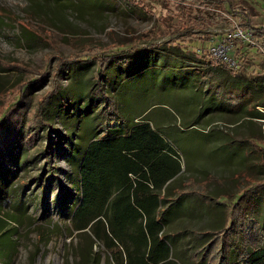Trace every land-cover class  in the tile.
Returning a JSON list of instances; mask_svg holds the SVG:
<instances>
[{
  "label": "rangeland",
  "instance_id": "rangeland-1",
  "mask_svg": "<svg viewBox=\"0 0 264 264\" xmlns=\"http://www.w3.org/2000/svg\"><path fill=\"white\" fill-rule=\"evenodd\" d=\"M228 1L230 5L212 9L216 15L208 17L200 13L203 25L199 28L184 25L183 18L189 14L188 8L198 6L200 0H0V90L29 76L38 77L53 54L69 56L83 42L103 46L114 43L125 53L109 65L105 81L116 85L125 121L142 115L158 122L176 141L184 168L181 181L190 179L185 189L190 195L184 194L189 200L202 192L214 196L229 193L233 199L234 194L240 195L253 182H264V165L250 152L248 144L254 140L264 147V85L261 84L264 57L255 55L246 70L234 71L230 90L207 87L206 81H200L196 92L184 81V69L192 63H184L177 55L168 53V49L184 47V59L196 60L206 70L213 64L209 65L207 56L200 59L197 51L207 48L227 29L240 23L238 15L230 14L237 5L250 11L256 27L264 28V0ZM219 16L224 19L222 22ZM16 65L29 69L23 72L13 68ZM197 73L200 78L205 77L202 70ZM80 75L76 82L83 85L91 78L92 68L83 66ZM71 76L64 68L61 83L63 88L76 90ZM49 88V83L42 84L33 93L42 95ZM246 89L253 91L254 98ZM207 92L214 97L212 102L216 107L204 110L199 108V102L206 105L211 101L205 99ZM54 102L50 104L51 110L57 107ZM243 104L245 107L239 113L238 108ZM68 107V103L64 104L62 112L66 113ZM252 111L262 116L248 117ZM49 118L54 129L67 135L55 116ZM45 134L42 130L36 146L23 153L26 164L19 176L26 186L15 179L9 184L7 196L13 198L6 197L1 204L9 223L8 228L0 223V233L11 228L1 237L0 248H5L0 255L3 264H78L88 242L78 232L70 235L71 221L67 215H60L57 205L61 194L58 181L70 185L68 177L74 178L66 151L70 142L63 138L59 143V137L52 132L54 142L50 145ZM223 195L217 197V203L210 200L208 206L221 204ZM252 195L257 200L262 197L255 191ZM230 197L224 202L231 201ZM214 211L221 212V224L226 206L222 204ZM261 211L264 212V206ZM190 215L172 218L170 222V228L174 220L185 228L177 264H187L184 259H189L198 242L201 244L194 231L204 228L203 219ZM93 250L102 258V264H110L109 251L98 244H93Z\"/></svg>",
  "mask_w": 264,
  "mask_h": 264
},
{
  "label": "trees",
  "instance_id": "trees-1",
  "mask_svg": "<svg viewBox=\"0 0 264 264\" xmlns=\"http://www.w3.org/2000/svg\"><path fill=\"white\" fill-rule=\"evenodd\" d=\"M224 4H229V1L200 0L196 4L198 6L188 8L189 14H184V25L201 28L200 13H206L208 17L216 15L212 9ZM232 11L230 14L240 17L242 27L254 26L248 9L237 5ZM85 47L88 48L85 50ZM183 48L172 49L178 50L179 54L174 55L171 49L168 53L169 56L177 55L184 63H192L193 66L184 69V81L196 92H199L200 81H206L207 87H227L225 91L232 88L229 82L234 76L233 71L225 66L213 65L204 70L196 60L184 59L186 52ZM124 53L114 43L103 46L83 42L76 45L69 56L53 54L38 77L29 76L0 90L1 225L6 224L8 228V219L3 215L1 204L10 193L9 184L16 179L20 185L26 186L19 176L26 164L23 153L36 146L43 130L50 145L54 142L52 132L59 137V143L63 138L70 142L66 151L74 178L68 177L70 185L58 181L61 194L57 205L60 215H67L71 221L70 235L78 232V236L88 241L78 264H102V258L93 250V244L110 252V264H177L185 228L175 220L170 228V222L172 218H189L190 214L202 218L204 228L194 231L201 244L198 245V242L189 259H184L187 264H264V212L261 211V206H264V182H253L240 195L234 194L233 199L229 193L220 194L224 200L221 204H214L215 207L208 206L210 200L218 202L219 196L212 194L202 192L189 200L184 194L190 195L185 190L190 179L181 181L184 168L176 141L158 122L147 120L142 115L126 122L117 100L116 85L105 81L109 65ZM52 59H55L54 65H51ZM83 66L92 68V76L80 85L76 78L81 76ZM13 68L23 72L29 69L23 65ZM64 68L72 73L76 90L63 88ZM201 70L205 74L203 79L197 75V71ZM46 83L50 85L48 91L42 95L33 93ZM248 91L254 98L253 91ZM206 98L211 101L206 105L199 102V108L207 110L216 107L212 102L214 97L208 92ZM53 101L57 107L51 110ZM66 103L71 110L68 107L63 113L62 107ZM243 107L244 104L239 106V113ZM254 108L255 105L253 111ZM253 111L248 117L262 116L256 111L253 114ZM53 116L60 121L67 135L63 136L54 129L49 118ZM77 118L81 122H77ZM248 144L252 149L250 152L264 165V147L254 140ZM48 156L50 158L51 153ZM254 191L262 194L259 200L252 195ZM227 197H230V203L224 202ZM222 204L226 206V213L220 224L221 212L214 209ZM12 217L19 221L17 216ZM250 220H254L255 224H251ZM9 231L11 228L0 233V244L1 237ZM2 252H5L4 247L0 248V255Z\"/></svg>",
  "mask_w": 264,
  "mask_h": 264
},
{
  "label": "built area",
  "instance_id": "built-area-1",
  "mask_svg": "<svg viewBox=\"0 0 264 264\" xmlns=\"http://www.w3.org/2000/svg\"><path fill=\"white\" fill-rule=\"evenodd\" d=\"M240 23L227 29L207 48L198 50L199 57L206 55L213 65L225 66L233 72L246 70L255 55L264 57V28L255 25L244 28Z\"/></svg>",
  "mask_w": 264,
  "mask_h": 264
}]
</instances>
